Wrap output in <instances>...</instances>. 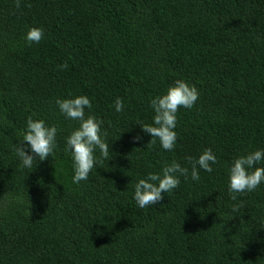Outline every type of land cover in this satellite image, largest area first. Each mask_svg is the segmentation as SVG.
I'll use <instances>...</instances> for the list:
<instances>
[{
	"label": "trees",
	"instance_id": "obj_1",
	"mask_svg": "<svg viewBox=\"0 0 264 264\" xmlns=\"http://www.w3.org/2000/svg\"><path fill=\"white\" fill-rule=\"evenodd\" d=\"M31 27L43 29L39 43L26 40ZM177 79L199 99L177 112L171 151L156 138L147 146L139 123H153L151 99ZM79 95L91 101L85 116L103 121L110 153L96 149L76 184L66 138L79 121L56 101ZM29 117L57 128L52 155L32 168L16 154ZM209 148L212 172L137 205L139 179L173 160L190 173L187 158ZM255 150H264V0H21L19 9L0 0V264H264V182L236 200L229 192L233 159Z\"/></svg>",
	"mask_w": 264,
	"mask_h": 264
},
{
	"label": "clouds",
	"instance_id": "obj_2",
	"mask_svg": "<svg viewBox=\"0 0 264 264\" xmlns=\"http://www.w3.org/2000/svg\"><path fill=\"white\" fill-rule=\"evenodd\" d=\"M15 6L19 9L21 0H15ZM43 36L42 28L31 27L25 38L31 43H39ZM58 67L66 70L68 64L64 62ZM198 99V89L183 79H177L168 87L166 93L152 98L150 106L155 113L153 123L137 122L142 130L152 137L147 146L155 144L158 139L164 150L171 151L177 142V133L174 131L177 124V112L181 107L191 109ZM56 104L67 118L79 121V126L66 138V151H71L73 159L72 179L74 183L79 184L82 180L88 179L89 173L97 163V157L94 155L96 149H99L103 158H108L110 145L102 138L103 121L93 115L85 116V109L92 107L86 95L57 99ZM115 109L117 112L123 110V102L119 97L116 98ZM56 134L55 125L47 126L43 119L34 120L29 117L23 141L16 147V154L22 161V167L32 168L34 159L39 158L43 161L50 157L56 146ZM106 135V132L103 133V136ZM135 139L139 140L140 137ZM29 151L32 154H29ZM187 159L191 165L190 173L188 167L173 160L163 166L162 174L149 173L146 178L139 179L134 186V200L137 205L145 208L160 203L164 193H170L179 187L181 176L187 180L190 174L193 181H199V169L212 172V165L218 162L210 148L205 149L198 158L188 157ZM262 160H264V150H255L233 159L229 168V192L232 200L237 199V193L254 191L264 182V167L256 166ZM237 209L238 206H234V210Z\"/></svg>",
	"mask_w": 264,
	"mask_h": 264
}]
</instances>
